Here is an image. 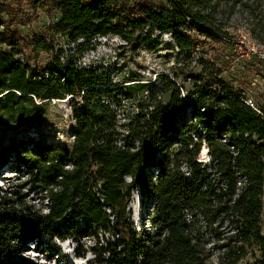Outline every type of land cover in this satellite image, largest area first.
<instances>
[{
	"label": "trees",
	"instance_id": "1",
	"mask_svg": "<svg viewBox=\"0 0 264 264\" xmlns=\"http://www.w3.org/2000/svg\"><path fill=\"white\" fill-rule=\"evenodd\" d=\"M12 4L0 0V97L71 98L76 129L72 152L23 140L0 150V179L11 165L28 176L7 190L0 187V264H24L32 244H79L91 235L97 243L87 250L100 264H239L252 248L261 255L255 264H264V115L218 77L206 89L195 84L185 99L164 77L150 93L149 109L122 133L116 112L94 97L92 75L75 60L93 51L98 37L154 49V32H169L190 53L206 41L230 43L238 25L264 50V0H156L152 6L136 0L121 9L111 0H55L58 28L77 46L66 59L62 49L55 52V69L40 74L18 56L24 38L9 20ZM47 39L36 36L32 43L54 54ZM165 96L168 103L161 101ZM188 108L203 110L206 141L181 135L177 122ZM204 142L206 163L199 158ZM154 170L159 177L153 182ZM28 183L45 197L47 211L28 204L20 190ZM137 189L153 205L139 231L128 211ZM216 216L233 231L226 239L212 229ZM101 236L106 245L98 243Z\"/></svg>",
	"mask_w": 264,
	"mask_h": 264
},
{
	"label": "rangeland",
	"instance_id": "2",
	"mask_svg": "<svg viewBox=\"0 0 264 264\" xmlns=\"http://www.w3.org/2000/svg\"><path fill=\"white\" fill-rule=\"evenodd\" d=\"M134 1L136 0H111L119 9ZM140 1L149 6L156 3V0ZM9 3H16L12 4L14 12L9 20L24 38L18 56L34 71L40 74L43 70L47 73L55 69V52L61 49L62 59H66L69 52H75L77 45L67 43L66 36L58 28L61 14L55 6V0H9ZM237 27L235 30L231 28L234 38L230 43L206 41L207 44L190 53L181 51L169 32H154V49L129 45L114 36L98 37L93 40L94 50L76 56L75 60L80 71L92 75L91 90L94 97L116 112L122 133L126 132L125 127L133 117L149 109L152 101L150 93L164 77L182 89L183 99L193 92L195 84L202 83L206 89L215 77H218L238 95L246 100H253L255 111L264 115V58L260 56V52L264 53V50L245 34L242 26ZM44 34H47V40L53 43L54 54H47L32 43L33 37H41ZM216 66L222 69L221 74H217ZM161 101L168 103L169 96L163 97ZM73 111L71 98L63 101H38L23 96H1L0 150L13 142L23 140L47 142L72 152L73 132L76 129ZM177 125L185 140L206 141L210 136L203 110L188 108L186 113L180 116ZM205 147L207 144L204 142L202 149ZM183 171L187 172V169L184 168ZM158 177L159 171L154 170L152 181H156ZM20 181L27 182L28 176L17 171L15 165H11L1 173L0 187L7 190L8 185H15ZM20 190L26 195L28 204H36L47 211L45 197L37 194L38 191H35L31 184L22 185ZM152 210V201L140 190L132 193L128 211L136 230L139 231L148 224ZM212 229L222 239L233 233L227 220L221 216L214 218ZM261 232L264 237V211ZM211 238L214 241L215 237ZM47 243L48 240L45 245H30L23 255V263L100 264L87 250L97 243L93 235L79 244L74 240H54L49 246ZM98 243L101 246L106 245L103 236ZM83 250L86 252L83 253ZM260 257L256 248H252L239 264H255Z\"/></svg>",
	"mask_w": 264,
	"mask_h": 264
},
{
	"label": "bare ground",
	"instance_id": "3",
	"mask_svg": "<svg viewBox=\"0 0 264 264\" xmlns=\"http://www.w3.org/2000/svg\"><path fill=\"white\" fill-rule=\"evenodd\" d=\"M200 159L205 162L209 161V150L207 147L202 150Z\"/></svg>",
	"mask_w": 264,
	"mask_h": 264
},
{
	"label": "built area",
	"instance_id": "4",
	"mask_svg": "<svg viewBox=\"0 0 264 264\" xmlns=\"http://www.w3.org/2000/svg\"><path fill=\"white\" fill-rule=\"evenodd\" d=\"M260 56H261L262 58H264V53H263V52H260ZM245 103H246V105L249 106L250 108L256 110V109H255V105H254V103H253V100H251V99H250V100H246Z\"/></svg>",
	"mask_w": 264,
	"mask_h": 264
},
{
	"label": "water",
	"instance_id": "5",
	"mask_svg": "<svg viewBox=\"0 0 264 264\" xmlns=\"http://www.w3.org/2000/svg\"><path fill=\"white\" fill-rule=\"evenodd\" d=\"M210 157V156H209Z\"/></svg>",
	"mask_w": 264,
	"mask_h": 264
}]
</instances>
